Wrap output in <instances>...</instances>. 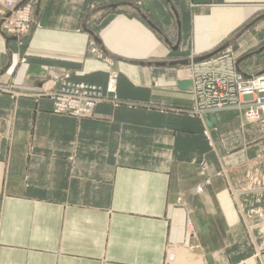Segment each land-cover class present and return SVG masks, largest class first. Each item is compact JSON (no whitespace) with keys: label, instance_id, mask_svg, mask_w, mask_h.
Segmentation results:
<instances>
[{"label":"crops","instance_id":"0c3cea01","mask_svg":"<svg viewBox=\"0 0 264 264\" xmlns=\"http://www.w3.org/2000/svg\"><path fill=\"white\" fill-rule=\"evenodd\" d=\"M35 17L22 45L0 35L1 85L39 90L69 73L105 87L113 69L124 104L78 121L48 97L0 93V264H165L170 246L172 262L259 264L230 192L238 114L207 117L211 146L205 123L176 109L193 106L178 87L191 60L264 55V0H39ZM245 59L244 75L264 70ZM202 156L212 177L199 195Z\"/></svg>","mask_w":264,"mask_h":264},{"label":"built area","instance_id":"2783aa9c","mask_svg":"<svg viewBox=\"0 0 264 264\" xmlns=\"http://www.w3.org/2000/svg\"><path fill=\"white\" fill-rule=\"evenodd\" d=\"M23 1L0 0L2 36L19 40L31 36V6L19 9ZM92 46L95 44L92 43ZM93 53L103 58L96 49ZM239 58L236 49L229 46L206 59L191 60L185 69L191 73L193 83V107L187 111L190 115L204 120L205 115L231 110L244 113L245 120L250 124H264V72L252 76L244 75L238 67ZM118 80V74L112 70L109 73V84L103 88L74 83L71 75L67 73L57 80L58 87L46 92V95L51 97L56 115H69L82 121L93 118L96 107L102 102L119 103L116 96ZM207 133L206 131L208 136ZM206 171L205 166L202 173L205 174ZM254 182L257 183L255 180ZM230 190L236 198L234 191L231 188ZM202 191V187L197 188L198 193ZM168 264L173 263L168 259Z\"/></svg>","mask_w":264,"mask_h":264},{"label":"rangeland","instance_id":"374dc122","mask_svg":"<svg viewBox=\"0 0 264 264\" xmlns=\"http://www.w3.org/2000/svg\"><path fill=\"white\" fill-rule=\"evenodd\" d=\"M38 3H39V0H24L22 5L19 7V9H24L27 6H31V20H32V24H33V30H32L33 32L31 33V35L34 33V31L37 28L40 27V24L38 23V21L36 20V17H35L36 7H37ZM2 37L6 38V39H12L16 43L22 45L31 36L28 38L22 39V40H19L16 38H7L6 36H2ZM92 43H94L95 46H92ZM92 43L90 44L91 51L94 52V50L96 49V51L99 52L97 44L95 42H92ZM232 47H234V46H232ZM222 50L223 49L218 50L217 52H214L213 54H211V56L221 52ZM99 54L102 55L100 52H99ZM208 57H210V55ZM208 57H205V59ZM240 57H241L242 61L244 58H246L245 60L250 59L253 64L256 62L255 65H257V66L264 64V55H262V56H260L259 54L250 55V56L241 55ZM100 59L105 60V57L103 56V58H100ZM239 61H240V58L238 60V67H239ZM24 62H26V61L24 60ZM112 70L113 69L108 71L107 84L103 88H106L108 86V84H109V73ZM113 72L117 73L119 78H120L119 72H117L116 70H113ZM261 72H264V70ZM261 72L256 73V75L261 73ZM65 74H67V73H65ZM63 75H61L59 78H61ZM71 79H72V77H71ZM57 80L51 81L52 84L49 88L48 87H41L39 90L28 89L26 91L24 90V88L16 87L13 83L7 84V85H1L0 84V93H11V92H14L15 90H20L23 93L22 95L33 96L36 98L45 96V97H48L51 99L50 96L46 95V92L52 91L53 89L55 90L58 87V84H57L58 81ZM118 82H119V80H118ZM94 86H97V85H94ZM99 87H102V86H99ZM117 92H118V85H117L116 96L118 98L119 103H110V102H102V103H107V104H110L114 107H119V106L123 105L124 101H122L118 97ZM52 103H53V101H52ZM97 107H96V109H97ZM192 107L186 108V109H178V110L176 109V111L193 117L192 115H190L187 112V111L191 110ZM96 109H95V111H96ZM170 109H172V108H170ZM224 112H236L238 114V116L236 118L238 119V122L240 125L239 128H240V132H241L240 134H241V144H242V146L240 148V151H241L240 157L242 159H244L241 163H239L240 166L237 168L238 171L240 172L241 180L238 183V187H235L234 194L237 197L235 198V196H234L233 201H234V204L236 206L237 214L239 215L241 223L243 224L247 241L253 250L254 258L258 260L259 264H264V124L263 123L250 124L245 120L244 113L242 114L241 112H238V111H231L230 110V111H224ZM52 113L54 115H56L53 111V108H52ZM219 113H223V112H217L214 115H217ZM64 116H69V115H64ZM208 116H210V115H205L203 119L206 120ZM70 117H72V116H70ZM193 118H199V116L198 117L194 116ZM239 119H240V121H239ZM204 120H202V121L204 122ZM206 123L207 124H205V125L207 128V126L209 127V125H208V122H206ZM207 132H208L207 133L208 136L206 135V137L208 138L210 145L213 146V143H211L212 139L209 135V133H210L209 128L207 129ZM205 134H206V131H205ZM231 152L233 153V151H231ZM226 153L227 154L230 153V150L229 151L226 150ZM205 166L207 167V171L205 174H203L202 170H203V167H205ZM208 171H209L208 161L204 156H202L201 158H199L198 175L200 177L204 178V182L202 185L197 186L195 189L196 193L199 195H201L204 192L205 186H209L211 184V177L212 176L208 175ZM224 173H226V176L224 175ZM218 175L226 178L228 188H230L231 182H230V180H228L229 178H228V174H227L226 170L223 169L222 172H220ZM254 180L257 181V183L254 182ZM236 184L237 183H234V186ZM198 187L203 188V191L201 193L197 192ZM238 191H241L244 194H249V195L245 198H240L237 194ZM230 192H231V190H230ZM231 194H232V192H231ZM232 196H233V194H232ZM178 205H182L181 199H178L177 202L175 203V206H178ZM241 206H242V208L240 209ZM188 224H189V222H188ZM170 249H171V246L167 249V256H166V263L165 264H168V259L171 261ZM173 251H174V249H173ZM175 264H179V263H175Z\"/></svg>","mask_w":264,"mask_h":264},{"label":"bare ground","instance_id":"6f19581e","mask_svg":"<svg viewBox=\"0 0 264 264\" xmlns=\"http://www.w3.org/2000/svg\"><path fill=\"white\" fill-rule=\"evenodd\" d=\"M184 72H185L184 78H186L185 80L190 81L192 83L191 76H190L191 73L187 72V70H185ZM192 87H193V83H192ZM192 91H193V88H192L191 92ZM192 94H193V92H192ZM208 123L210 124L209 121H208ZM205 124H207V123H205ZM173 263L174 264L175 263H179V264H202V261H201L200 258H197L195 255H192L189 260H183L182 261V260L179 259L178 261H174Z\"/></svg>","mask_w":264,"mask_h":264},{"label":"water","instance_id":"95a60500","mask_svg":"<svg viewBox=\"0 0 264 264\" xmlns=\"http://www.w3.org/2000/svg\"><path fill=\"white\" fill-rule=\"evenodd\" d=\"M143 19L150 25L152 26L153 28L156 29V27L150 22L147 20L146 17L143 16ZM157 30V29H156ZM178 87L181 89V90H185V91H191L192 90V83L190 81H182V82H179V85Z\"/></svg>","mask_w":264,"mask_h":264}]
</instances>
